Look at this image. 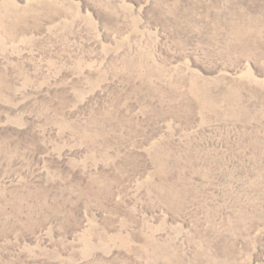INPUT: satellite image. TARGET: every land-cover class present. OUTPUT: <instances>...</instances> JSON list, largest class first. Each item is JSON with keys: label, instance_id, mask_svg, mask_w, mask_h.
<instances>
[{"label": "rangeland", "instance_id": "rangeland-1", "mask_svg": "<svg viewBox=\"0 0 264 264\" xmlns=\"http://www.w3.org/2000/svg\"><path fill=\"white\" fill-rule=\"evenodd\" d=\"M0 264H264V0H0Z\"/></svg>", "mask_w": 264, "mask_h": 264}]
</instances>
